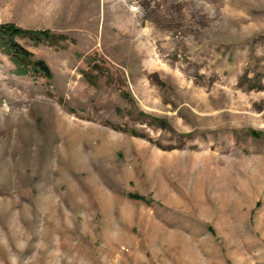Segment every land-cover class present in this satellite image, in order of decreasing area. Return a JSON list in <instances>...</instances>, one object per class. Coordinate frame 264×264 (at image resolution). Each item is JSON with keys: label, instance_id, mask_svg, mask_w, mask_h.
<instances>
[{"label": "rangeland", "instance_id": "374dc122", "mask_svg": "<svg viewBox=\"0 0 264 264\" xmlns=\"http://www.w3.org/2000/svg\"><path fill=\"white\" fill-rule=\"evenodd\" d=\"M0 264H264V0H0ZM252 131L258 134L254 135Z\"/></svg>", "mask_w": 264, "mask_h": 264}, {"label": "trees", "instance_id": "16d2710c", "mask_svg": "<svg viewBox=\"0 0 264 264\" xmlns=\"http://www.w3.org/2000/svg\"><path fill=\"white\" fill-rule=\"evenodd\" d=\"M26 35L35 36L36 40L40 39L39 36L45 37L47 40L53 39L48 30H38L33 31L26 28H20L15 24H0V49L6 50L8 53H11L13 56L14 62L21 67L23 71H27L28 67H33L36 70L41 69L46 75H50V68L45 64L43 60H34L33 53H31L25 47H22L16 39V36L23 37ZM254 135L258 133L252 131Z\"/></svg>", "mask_w": 264, "mask_h": 264}]
</instances>
